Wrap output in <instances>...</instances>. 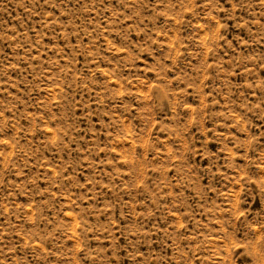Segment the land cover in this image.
Wrapping results in <instances>:
<instances>
[{
	"label": "rangeland",
	"instance_id": "obj_1",
	"mask_svg": "<svg viewBox=\"0 0 264 264\" xmlns=\"http://www.w3.org/2000/svg\"><path fill=\"white\" fill-rule=\"evenodd\" d=\"M0 264H264V0H0Z\"/></svg>",
	"mask_w": 264,
	"mask_h": 264
}]
</instances>
